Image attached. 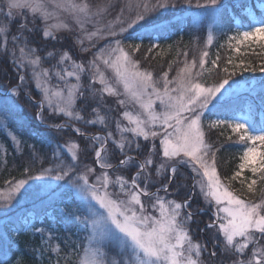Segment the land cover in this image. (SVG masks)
<instances>
[{"label":"snow or ice","instance_id":"6c2138e0","mask_svg":"<svg viewBox=\"0 0 264 264\" xmlns=\"http://www.w3.org/2000/svg\"><path fill=\"white\" fill-rule=\"evenodd\" d=\"M117 7L113 19L106 20ZM225 16L234 24L236 34L228 41L235 40L236 52L246 42H264V0H126L122 6L110 0L0 3V59H7L18 73L16 85H0V129L15 149L22 143L29 148L27 178L0 190V264H22L12 253L15 237L48 234L50 240L57 224L66 232L75 227L85 234L86 246L75 253L74 264H264V189L256 200L242 199L231 190L217 170L216 150L205 138V127L231 128L244 146L239 171L232 178L242 176L245 169L264 173V76L236 79L237 67L246 70L244 61L234 64L228 59L224 78L206 85L200 81L208 63L204 51L199 62L185 63L172 80L167 72L157 80L133 59L141 44L126 49L123 43L131 33L141 41H158L191 19L194 29H207L206 43L211 45ZM36 20L42 26L37 27ZM37 31L44 42L40 49L31 46ZM61 40L65 50L46 49L47 43ZM101 40L103 46L91 52ZM156 47L158 43H153L147 51ZM90 52L91 59H79L80 53ZM52 59L56 63L50 68L42 66ZM219 59L217 54L211 61L213 68ZM259 71L264 73V67ZM82 76L89 80L87 85L81 83ZM54 78L63 87H53ZM29 79L41 99L33 98ZM106 97L114 98L115 106L106 104ZM21 99L36 109L31 119L25 116ZM228 99L242 100L241 109H233L230 119L205 126V114ZM81 111L93 118L85 119ZM54 115L66 121L49 123ZM77 124L100 126L101 133L82 131ZM69 133L83 140L84 147L76 139H66ZM25 136L41 147L22 140ZM89 152H94L97 167L82 164L81 155ZM37 161L42 167L32 175ZM184 166L198 177L193 187L198 186L205 202L215 206L214 219L205 226L215 230L211 248L193 240L192 197L182 202L169 198L175 191L170 185ZM124 171L127 177L120 174ZM256 183L253 179L247 184L250 193ZM29 202L32 207L25 208ZM37 221L45 226L37 227ZM50 250L56 258L48 264H73L71 252L61 257L60 244Z\"/></svg>","mask_w":264,"mask_h":264},{"label":"trees","instance_id":"16d2710c","mask_svg":"<svg viewBox=\"0 0 264 264\" xmlns=\"http://www.w3.org/2000/svg\"><path fill=\"white\" fill-rule=\"evenodd\" d=\"M126 2V0H118L119 5H123ZM179 14V13H177ZM170 16V15H169ZM167 18V16H165ZM39 21V20H38ZM37 20L35 21L37 27H39V22ZM19 23V20L17 21V25ZM17 25L13 26V32H15V28ZM32 25L29 24V27ZM139 32L143 33V30H140ZM231 32H233L229 22L222 19L220 25L217 27L215 34H214V40L211 45H208L206 43L207 40V32L204 28L194 29L193 24L191 20L189 19L186 23L182 25L174 26L170 34L166 35L164 38L159 39V45L163 46L162 48H165L166 51H168L166 57H158V56H152L149 61H157L159 63L158 65L153 66L152 68L154 71H157V73H162L169 69L172 71L174 67L176 66V63H178L179 59H184L186 61H190V59H195L197 62H199V57L202 53V50L208 52V63L204 65V70H206L205 73H202L200 76V79H202L203 82L206 84H214L219 82L221 79L224 78V73L222 71L223 67L225 66L227 60L229 59V54L232 52V47L229 46L228 43V36H230ZM136 34L131 33L129 35V42L134 44H141V50L140 51H147V49L154 43L153 40L150 39H143L142 41L135 38ZM31 46L36 47L37 49H40L41 46L44 44L42 37L40 33L37 31L33 34L31 37ZM56 44V43H55ZM54 42H49L45 46L48 51H56L54 48L55 46ZM59 44V43H58ZM50 49V50H49ZM186 53V55H185ZM262 53V54H261ZM254 52L249 51L245 53V56L243 57L244 64L246 67L252 70V68H255L257 72L261 67H264V53L263 52ZM40 55H45L43 53H39ZM217 54H219L220 59L217 61L218 67L213 68L211 61L216 59ZM181 56V57H179ZM57 59V57H56ZM56 59H52L50 61H46V63H53L56 62ZM173 59V62H170V60ZM45 63V64H46ZM44 64V66H45ZM156 64V63H155ZM49 65V64H47ZM14 66L8 62L7 59H0V85H11L16 80V76L14 72ZM243 71V72H248ZM13 74V75H10ZM242 75V74H240ZM54 81V80H53ZM33 97H38V92L33 88V92H31ZM24 105V113L25 116L31 119L32 115L35 113L36 109L31 107L25 100L21 99L20 101ZM218 111L213 112L210 114L214 115L215 113H218ZM83 114H86L84 111H82ZM209 116V114L207 113ZM211 115V116H212ZM54 118V117H53ZM60 121V120H58ZM13 127V126H10ZM85 130H87V127L82 126ZM89 128H92L89 126ZM114 129V128H113ZM213 129V128H212ZM101 130V129H99ZM231 137V139H229ZM67 138L76 139L82 147H84V141L76 138L74 133H69L66 136ZM207 139L208 142L213 145L215 154H216V160H217V167L218 171L221 176L223 177H230L233 176L235 172L238 170V165L240 162V153L243 149V145L238 141L237 136H229L228 134H224L221 131L215 132L209 128H207ZM22 140H27L28 144H36V146L39 148L41 145L35 141L30 139L29 137L25 136L22 138ZM145 142H142V144ZM29 152V148L27 144H21L19 149H15L12 141L9 139V137L5 134V131L3 129H0V187L4 188L9 185L11 181L22 179L23 177H27V174L24 172V168L28 166L29 160L27 157V153ZM92 154L93 152H89ZM133 154H136L133 152ZM137 155V154H136ZM85 154H82V157H85ZM140 158L143 159L141 156ZM157 159V158H156ZM114 164L117 163L115 159H113ZM47 166V165H43ZM42 167L41 163L37 161L32 165L31 168V174L34 172H38L39 169ZM99 170V169H98ZM134 172V169L132 170ZM121 174V173H120ZM123 175L126 177L128 176V172L124 171L122 172ZM264 175V173H262ZM162 179V177H158L157 179ZM192 182V175L189 172L187 168H180L179 173L176 177V180L173 185H170V189H175V192L180 196V194H183V191L181 190L183 186H189ZM257 191L254 193V198H256L257 195L261 193L260 190L264 189V180L263 182H257L256 184ZM160 185L157 184L156 187H159ZM174 192V191H173ZM163 194V193H162ZM189 194V191H188ZM177 195V196H178ZM261 195V194H260ZM171 197V196H170ZM203 206L201 202L194 203V207L192 206L189 208L190 211L194 213L192 225L194 224V227L198 226V222H200L202 225L206 224L207 221L210 220V214L207 213H198V209ZM190 224V226H191ZM198 230V229H197ZM66 233V232H65ZM68 234L72 237V247H69L74 254V256H71L73 264L77 259L76 252H78V249L81 246H83L84 242V233H77V230L75 227L67 231ZM52 236L54 239H50V241L54 244L55 241H59L60 243L64 241V237H59L57 233L51 231ZM44 238V237H43ZM43 238L40 235H37L35 237H32L30 233L27 234H21L18 237H15V246L12 250V253L20 257L22 259V264H48L49 259H55L56 257L52 254L51 250L46 248L43 242ZM41 252H43V258L41 257ZM63 257V256H61ZM63 264V262H62Z\"/></svg>","mask_w":264,"mask_h":264},{"label":"rangeland","instance_id":"374dc122","mask_svg":"<svg viewBox=\"0 0 264 264\" xmlns=\"http://www.w3.org/2000/svg\"><path fill=\"white\" fill-rule=\"evenodd\" d=\"M93 2L94 3H101V2H103V0H93ZM110 2L112 3V4H118V0H110ZM0 3H3V0H0ZM118 11H119V8L117 7V8H113L112 10H111V14L110 15H108L107 17H106V20H112L113 19V17L118 13ZM169 15H172V13H168L167 14V16H169ZM163 18H165V17H163ZM38 21V20H37ZM39 22V27L40 26H42V21H38ZM236 33H234V34H232L231 36H233V35H235ZM65 35L66 36H68V39H69V41H73L74 42V37L73 36H71L70 34H68V33H65ZM53 43V42H52ZM56 42H54V44H55ZM63 43H65V41L64 40H61L60 41V43L58 44V43H56L55 44V46H54V48H51V49H56V51L57 50H65V49H61V44H63ZM123 43H124V46H125V48L127 49L128 48V46L129 45H133L131 42H129V40H124L123 41ZM154 43H157V42H154ZM228 43L229 44H231V47H232V52L229 54V59H232L233 60V63L234 64H239L240 63V61L241 60H243V57L245 56V53L246 52H249V51H256V52H263L264 53V42H260V43H257V42H246L244 45H241L240 46V51L239 52H236L234 49H235V46H236V42H235V40H233V41H231V42H229L228 41ZM103 44H104V41L103 40H101L98 44H97V46H96V48H93L92 50H91V52H95L96 50H97V48H99V47H102L103 46ZM159 45V44H158ZM163 46H160L159 45V47H156V48H153L152 49V56H158V57H166L167 56V53H168V51H166V49L165 48H162ZM50 50V49H49ZM68 51H71V49H67ZM54 51V50H53ZM79 51V48L77 47V52ZM55 52V51H54ZM91 52L90 53H80V56H79V59H83V58H87V59H91L92 58V54H91ZM204 52V50H202V53ZM41 53H43V54H46L45 52H41ZM202 53H201V55H202ZM262 54V53H261ZM201 55H200V57H201ZM42 56V55H41ZM151 56V54H150V52L149 51H145V52H143V51H139V52H137V53H135L134 54V56H133V59H136V60H139L140 61V66H141V69H146V70H148V71H150L152 74H153V78L154 79H157V80H159L162 76H163V74L165 73V72H167L168 73V79L169 80H172L174 77H176V75H177V73L180 71V69H182V68H184V66H185V63H188V64H190L191 63V61H192V59H190V61H186L185 60V58L184 59H179V61H178V63H176V66L174 67V69H172V71H170L169 69H167L166 71H164V72H162L161 74L160 73H157V71H154V69L152 68L153 66H155V65H158L159 63H157V61L155 62V60L154 61H149L150 60V57ZM179 57H181V56H179ZM200 57H199V60H200ZM209 57V56H208ZM208 57L206 58L207 60H208ZM57 59H58V57H57ZM73 59H78L76 56H74L73 57ZM54 61V60H53ZM53 61H52V63H46V61L43 63V67H46V68H50L53 64H55L56 62H54L53 63ZM170 62H173V59H171L170 60ZM46 63V64H45ZM156 63V64H155ZM44 64H45V66H44ZM47 64H49V65H47ZM226 65V64H225ZM245 65V64H244ZM229 67V69L231 70V68H232V66H228ZM14 69V68H13ZM245 69L246 70H242L241 68H239V67H237L236 68V72H237V76L236 77H234V78H236V79H239L241 76L243 77V78H246V79H260L262 76H264V73H261L260 71H257V72H254V71H252V70H250L249 69V71H248V68L246 67V65H245ZM71 70V69H70ZM103 70V69H102ZM30 71V70H29ZM194 71H200L199 69H196V70H194ZM243 71H248V72H243ZM206 72V70H204L202 73H205ZM15 73V76H16V80L15 81H13L14 83L12 84L11 83V85H16L17 83H18V73H17V71L16 70H14V72H13V74ZM13 74H10V75H13ZM26 75L28 74L27 72L25 73ZM240 74H242V75H240ZM54 80V81H53ZM52 81H51V85L53 86V87H55V86H59V87H63V84L62 83H60L59 81H57L55 78L53 79ZM200 81L201 82H203L202 81V79H200ZM71 83H75V81L74 80H72V81H70ZM81 83L82 84H84V85H87L88 83H89V80L86 78V76H82V78H81ZM203 83H205V82H203ZM206 84V83H205ZM206 85H208V84H206ZM211 85V84H210ZM97 87H99V85H97ZM33 88L36 90V92H38L37 91V89H36V87H35V82L34 81H32L31 79H29V90L31 91V92H33ZM38 97H35V98H37L36 100H39V99H41V95H40V93L38 92ZM105 103L106 104H109V105H111V106H115V100H114V98H111V97H106L105 98ZM77 105H78V107H80V102L78 101L77 102ZM134 110V109H133ZM91 112V109H88V113H90ZM81 115H84L85 116V119H92L93 117L90 115V114H83L82 113V111H81V113H80ZM52 117H54V119L56 120V121H58V120H60V121H66V117H63L62 115H54V116H52ZM203 120H204V124H205V126L208 124V122L209 121H211V120H209L208 119V115H207V113L205 114V117L203 118ZM216 120V119H215ZM212 121H214V120H212ZM49 122H52L51 121V118L49 119ZM77 126L78 127H82L83 125H80V124H77ZM218 128V127H217ZM221 128H225L229 133H228V135L229 136H232V135H236V136H238V134L237 133H234L233 131H232V129L231 128H229V127H221ZM87 130L86 131H91V133H101V130H99V129H101L100 128V126H96V127H92V128H89V127H87L86 128ZM113 130V132H114V134H116L115 133V130L114 129H112ZM211 130H213V131H215V132H218L219 130H215V129H212L211 128ZM205 138H206V140L208 141V139H207V127H205ZM77 143H79L78 141H76ZM146 143V142H145ZM209 143H210V141H209ZM211 144V143H210ZM81 148H83L82 146H81ZM262 150H264V149H262ZM243 153V152H242ZM70 155V154H69ZM86 156L85 157H87V159L86 158H84V157H82V155H81V162H82V164H85V165H89V166H92V167H97L96 165H94L93 164V160H94V152H93V154H92V158H91V154L90 153H86L85 154ZM242 155V154H241ZM241 157V156H240ZM154 159H156V158H154ZM113 159L111 160V162L113 163ZM240 162H241V160H240ZM183 168H189V169H191V167L190 166H184ZM217 170H218V167H217ZM99 171V170H98ZM237 171H239V168H238V170ZM219 172V171H218ZM38 172H34L32 175H36ZM122 174V173H121ZM220 174V173H219ZM221 176V175H220ZM262 176V173H257V174H253V173H251V171H250V169H245L244 171H243V173H242V176H240V177H237V178H235V179H233L232 177L233 176H230V177H223V176H221V178H222V180L226 183V184H228L229 185V187H230V189L231 190H234L238 195H240L241 196V198L242 199H254V200H256L255 198H254V193L257 191V187H256V185H254L253 187H254V189H255V192L254 193H250L248 190H247V184L248 183H250L253 179H255L257 182L259 181V182H263V180H261L260 179V177ZM25 178H27V177H23L22 179H25ZM157 179V178H156ZM160 179V178H159ZM196 179H198V177H195V180ZM192 180H193V178H192ZM241 181H243V183H241ZM192 184V182L190 183V187L189 186H183L182 187V191H183V194H180V196L174 191H171V189H170V191H171V197L169 196V198H171V199H176L178 202H182L183 201V199H187L189 196H190V192H191V185ZM10 187V184L8 185L7 184V186H5L4 188H2V187H0V190H7L8 188ZM194 189H195V195H194V199H193V201L191 202V205L190 206H194V203H196V202H201L202 203V205H203V207H205V206H207V209H206V207L204 208V209H202V210H205V211H207V214H210V215H213V213L215 212V206L214 205H212V206H209L206 202H205V200L203 199V197H202V195L200 194V192H199V188H198V186L197 187H194ZM188 191H189V194H188ZM261 191V190H260ZM261 194V193H260ZM260 194L259 195H257L256 196V198L257 199H259V197H260ZM178 195V196H177ZM32 203L31 202H29V203H26L25 205H24V207L25 208H28V206H31L32 207V205H31ZM210 218V220H211V218H213L212 216H210L209 217ZM213 220V219H212ZM210 222V221H209ZM198 224V226H196V228L194 227V224L192 225L191 224V226L189 225V227H190V230H191V232H192V234H193V240H194V242H200V243H204V244H207L208 246H209V248H211V245H212V243L214 242V233H215V230H208L207 231V228L206 229H202V227L204 226V225H202L200 222H198L197 223ZM55 228H56V232L58 233V236L59 237H64V241H63V243L61 242H59V241H55L54 242V244L48 239V234H46L45 236H44V238H43V242L45 241V240H47V244H45L44 243V245L46 246V248L48 247V249L50 250V246L51 247H54L55 245H57V244H60V246H61V249H62V251H61V256H65V255H67L68 253H70V249H69V247H66V245L67 244H71L72 243V237L71 236H69V235H64L62 232H61V227L59 226V224H57L56 226H55ZM198 229V230H197ZM84 236H85V234H83ZM34 237V236H33ZM51 239H54V237L52 236V234H51ZM83 246H86V240H84V242H83ZM80 247H81V245H80ZM79 247V248H80ZM78 251H79V249H78ZM216 251H217V255H218V258L220 257V249L219 248H217L216 249ZM72 253V252H71ZM54 256H55V254L54 253H52ZM72 256H74V254L72 253ZM72 259V258H71ZM117 259H118V257H117ZM226 264H227V262H226Z\"/></svg>","mask_w":264,"mask_h":264}]
</instances>
